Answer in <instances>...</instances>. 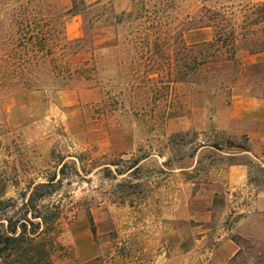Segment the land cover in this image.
Listing matches in <instances>:
<instances>
[{
	"label": "rangeland",
	"instance_id": "obj_1",
	"mask_svg": "<svg viewBox=\"0 0 264 264\" xmlns=\"http://www.w3.org/2000/svg\"><path fill=\"white\" fill-rule=\"evenodd\" d=\"M26 1L0 0V69H35L39 86L18 92L14 77L0 81V202L19 207L22 194L65 165L54 197L63 247L54 264H212L195 245L190 201L201 184L222 181L231 156L250 160L248 183L264 188L261 163L230 146L260 126L253 119L264 115V53L250 54L240 40L235 73L213 64L195 72L191 48L213 38L216 12L233 13L240 31L242 12L264 0H76L81 12L64 25L38 23L51 29L50 55L20 66L2 59L22 53L16 18L45 8ZM48 4L55 15L72 5ZM84 61L96 65V86L64 89L67 65ZM214 208L218 223L227 212L223 193ZM235 264L254 261L243 254Z\"/></svg>",
	"mask_w": 264,
	"mask_h": 264
},
{
	"label": "trees",
	"instance_id": "obj_2",
	"mask_svg": "<svg viewBox=\"0 0 264 264\" xmlns=\"http://www.w3.org/2000/svg\"><path fill=\"white\" fill-rule=\"evenodd\" d=\"M48 1H26L27 4L31 2L44 3L45 8H42L41 5H35L30 11L26 9L24 13H20L21 16L27 12L29 16L28 19L21 17L20 21H17L19 18H16L15 23L19 34L16 40V48L21 49L22 53L8 52L2 59H10L9 55H11L13 62H17L21 66L36 63L50 55L51 50L46 44L50 40L48 37L52 36L51 29L43 30L39 28L38 23L44 22L46 24L48 22L45 25L47 27L50 22L61 18L64 25L69 18L79 14L81 9H78L76 0H71L72 5L69 9L60 15H55L52 13ZM81 4H83L82 1ZM241 16L240 31L234 26L233 22L236 17L233 13L227 14L224 11H219L211 17V26L214 28L213 38L207 43L191 48L193 52L191 62L195 72L200 66L213 64L220 69L219 71L229 67L235 73L238 65L236 59L237 44L240 40L246 42V50L250 54L264 53V28L259 31L252 29V27L264 24V3L246 8ZM255 37H260L262 41H253ZM65 42L68 43L66 39ZM10 70L5 72L0 69V81L9 82V76H12L16 80L12 81V84L17 87L21 85L20 89L17 90L18 92L38 90L39 86L35 84L38 74L35 69L22 68L14 71L10 68ZM96 73L97 69L93 61H84L75 69H71L67 65L62 74V79L65 82L64 89L69 88L70 82L90 84V88L95 87ZM243 139L246 143L230 146L239 151L249 152L248 139L246 137ZM201 146L199 145V147ZM212 147L219 150L217 144L212 145ZM235 158V156L229 157L232 162L228 165L251 164L248 159L245 162L236 163L234 162ZM103 171L111 174L109 165L105 166ZM261 171L264 172V169L261 168ZM58 174L60 176L56 179ZM58 174L44 183L34 185L27 194H22V202L19 207L13 200L0 202V264H54V256L63 250L58 241L62 204L61 200H55L54 197L59 195L63 187V179L66 176L65 165L61 166ZM75 174H77L76 171ZM111 178L114 179V177ZM132 186L140 187L138 184ZM261 186L264 187V182H261ZM90 224L92 226L91 231L95 234L91 219ZM231 240L238 246L239 250L230 259L229 264H235V261L243 254L252 259L254 264H264V241H256L238 235L233 236Z\"/></svg>",
	"mask_w": 264,
	"mask_h": 264
},
{
	"label": "crops",
	"instance_id": "obj_3",
	"mask_svg": "<svg viewBox=\"0 0 264 264\" xmlns=\"http://www.w3.org/2000/svg\"><path fill=\"white\" fill-rule=\"evenodd\" d=\"M253 120L260 126L246 135L249 154L264 167V153L260 152V147L264 146V115ZM220 193L225 195L227 212L217 223L214 199ZM228 215L235 217L229 223ZM189 220L193 222L191 229L196 247L208 251L212 264H227L239 250L230 235L264 238V188L251 189L245 165H227L221 182H208L198 187L190 201Z\"/></svg>",
	"mask_w": 264,
	"mask_h": 264
}]
</instances>
